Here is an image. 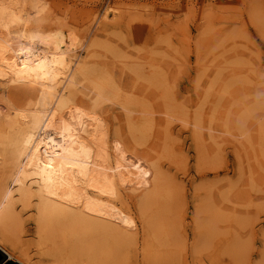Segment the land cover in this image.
<instances>
[{
    "label": "rangeland",
    "instance_id": "rangeland-1",
    "mask_svg": "<svg viewBox=\"0 0 264 264\" xmlns=\"http://www.w3.org/2000/svg\"><path fill=\"white\" fill-rule=\"evenodd\" d=\"M3 9L0 43L62 40L69 66L52 104L100 122L113 203L136 225L68 264H264V0H0ZM35 94L0 85V115L11 116L0 120L39 110ZM0 152L24 231L0 232L1 246L36 262L35 198L17 200L12 148Z\"/></svg>",
    "mask_w": 264,
    "mask_h": 264
},
{
    "label": "bare ground",
    "instance_id": "bare-ground-1",
    "mask_svg": "<svg viewBox=\"0 0 264 264\" xmlns=\"http://www.w3.org/2000/svg\"><path fill=\"white\" fill-rule=\"evenodd\" d=\"M1 12L2 10L0 20L7 11ZM6 39V42L4 39V43H0V85L21 83L34 88V96L40 107L32 113L16 111L10 123L0 120V144L10 146L13 151L10 157L13 162L11 183L15 185L17 200L22 206H31L32 199L35 198L33 244L39 257L34 262L24 250L16 255L13 251L4 249L1 241L0 250L18 264H41L46 259L52 260L53 264H68L80 252L97 253L99 246H109L110 238L125 236L128 231H134L136 225L129 214L113 203L117 183L100 122L91 115L84 114L79 108L69 106L67 102L52 104L55 83L60 75L63 76L62 69L67 65L65 56L59 52L63 46L62 40L52 42L50 39L51 42L45 41L40 44L42 46L34 47V42L18 46L16 41L18 44L15 46L16 44L10 43V38ZM72 80L69 81L70 85ZM104 96L100 99H105ZM99 102L101 101L98 99L97 103ZM126 112L124 110L127 118ZM148 117L145 120L147 122L150 120ZM139 118H143V113ZM198 122L196 124L201 126V122ZM245 128H241V131ZM209 129L211 130V126ZM245 134L244 141L250 138L249 133ZM248 142L250 143L249 140ZM4 160L7 158L0 152V165ZM14 196L7 185V176L1 175L0 232L19 238L24 231L15 214ZM70 241L73 244L68 247Z\"/></svg>",
    "mask_w": 264,
    "mask_h": 264
},
{
    "label": "water",
    "instance_id": "water-1",
    "mask_svg": "<svg viewBox=\"0 0 264 264\" xmlns=\"http://www.w3.org/2000/svg\"><path fill=\"white\" fill-rule=\"evenodd\" d=\"M9 260L11 259H9L6 254L2 250H0V264H5Z\"/></svg>",
    "mask_w": 264,
    "mask_h": 264
},
{
    "label": "trees",
    "instance_id": "trees-1",
    "mask_svg": "<svg viewBox=\"0 0 264 264\" xmlns=\"http://www.w3.org/2000/svg\"><path fill=\"white\" fill-rule=\"evenodd\" d=\"M8 264H16V263L13 262V261H11V260H9V261H8Z\"/></svg>",
    "mask_w": 264,
    "mask_h": 264
},
{
    "label": "crops",
    "instance_id": "crops-1",
    "mask_svg": "<svg viewBox=\"0 0 264 264\" xmlns=\"http://www.w3.org/2000/svg\"><path fill=\"white\" fill-rule=\"evenodd\" d=\"M7 263H8V261L5 264H7Z\"/></svg>",
    "mask_w": 264,
    "mask_h": 264
},
{
    "label": "flooded vegetation",
    "instance_id": "flooded-vegetation-1",
    "mask_svg": "<svg viewBox=\"0 0 264 264\" xmlns=\"http://www.w3.org/2000/svg\"><path fill=\"white\" fill-rule=\"evenodd\" d=\"M8 264V263H7Z\"/></svg>",
    "mask_w": 264,
    "mask_h": 264
}]
</instances>
